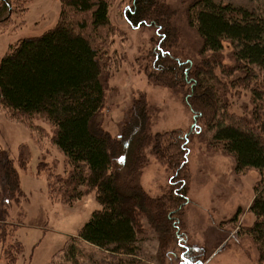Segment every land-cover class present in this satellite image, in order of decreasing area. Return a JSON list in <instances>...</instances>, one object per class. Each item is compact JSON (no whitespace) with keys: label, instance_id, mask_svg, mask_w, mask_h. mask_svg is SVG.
I'll return each mask as SVG.
<instances>
[{"label":"trees","instance_id":"1","mask_svg":"<svg viewBox=\"0 0 264 264\" xmlns=\"http://www.w3.org/2000/svg\"><path fill=\"white\" fill-rule=\"evenodd\" d=\"M8 2L0 0V19L9 12ZM109 8L110 0H63L57 26L41 37L20 40L0 63V106L20 119L40 117L51 122L56 127L54 143L72 167L64 178L54 177L50 193L56 195L57 182L58 201L72 206L87 188L96 191L101 204L102 209L93 213L78 237L67 243L68 261L82 264L78 242L135 256L138 235L145 231L139 226L141 216L150 220L160 236L182 240L183 219L191 202L190 144L198 132L208 133L212 147L232 155L238 172L260 173L250 207L255 221L248 233L264 261V0L241 4L198 0L193 4L191 24L203 40L202 56L208 58L200 64L174 54L178 30L170 24L171 10L164 3L132 0L124 10L133 28H156L155 49L149 51L146 65L149 78L183 90L194 117L190 129L154 137L155 153L172 172L170 187L159 198H152L136 182L139 169L148 162L145 147L153 139L148 133L146 101L135 102L122 139L113 138L96 122L105 101L100 52L108 50L113 32ZM70 15L82 18L73 23ZM89 27L100 37L101 49L83 35ZM226 45L232 49L231 66L225 65L222 56ZM240 87L250 89L252 97L253 109L246 117L237 113ZM133 135L134 147L126 142ZM124 154L125 171L121 172L117 160ZM0 163L6 184L3 194L8 197L20 190V175L1 151ZM5 234L6 225L0 239ZM187 249L179 264H199L200 251L195 246ZM4 251L8 264H16L23 245L15 242Z\"/></svg>","mask_w":264,"mask_h":264},{"label":"rangeland","instance_id":"2","mask_svg":"<svg viewBox=\"0 0 264 264\" xmlns=\"http://www.w3.org/2000/svg\"><path fill=\"white\" fill-rule=\"evenodd\" d=\"M62 1L18 0L16 3L9 0L12 7L0 19V63L20 40L41 37L55 28ZM159 1L171 10L168 20L178 30L174 54L194 64L208 59L202 56L204 43L190 19L189 10L198 0ZM216 1L224 4L244 2ZM131 2L110 0L109 19L113 32L108 50L100 52L105 101L96 122L113 138L122 139L135 102L146 101L148 133L153 139L145 147L148 162L139 169L136 182L152 198H159L168 191L172 172L165 160L155 153L154 137L188 130L193 126L194 117L184 102L183 90L158 85L149 78L146 65L149 51L155 49L156 28L131 26L123 15ZM81 18L69 16L73 23ZM83 35L101 49L100 37L90 27ZM231 51L226 45L222 53L227 66L233 64ZM237 94V113L246 117L253 109L250 89L240 87ZM55 133L56 127L46 119H20L0 106V151L13 161L21 180V188L14 195L3 194L6 184L0 163V238L6 225V234L0 239V264H8L4 250L15 242L23 245L16 264H71L64 251L67 243L72 237H78L95 211L102 209L94 190L83 188L84 195L72 206L58 201L57 182L54 183L56 195L50 193L54 177L64 178L72 170L67 156L54 143ZM126 142L132 147L137 145L134 135ZM122 156L124 161L121 162L120 156L117 165L118 170L124 172L126 155ZM189 168L191 202L183 219L182 240L160 236L150 220L141 216L139 226L145 231L138 235L135 256L117 255L78 242L81 263L179 264L187 248L195 246L201 254L199 264H264L248 233L255 221L250 207L260 173L256 170L238 172L234 157L212 147L206 132H198L190 144Z\"/></svg>","mask_w":264,"mask_h":264},{"label":"snow or ice","instance_id":"3","mask_svg":"<svg viewBox=\"0 0 264 264\" xmlns=\"http://www.w3.org/2000/svg\"><path fill=\"white\" fill-rule=\"evenodd\" d=\"M124 159H125V158H124L123 156L120 157L121 162H123Z\"/></svg>","mask_w":264,"mask_h":264},{"label":"water","instance_id":"4","mask_svg":"<svg viewBox=\"0 0 264 264\" xmlns=\"http://www.w3.org/2000/svg\"><path fill=\"white\" fill-rule=\"evenodd\" d=\"M9 5V7H11V5L10 4H8Z\"/></svg>","mask_w":264,"mask_h":264},{"label":"flooded vegetation","instance_id":"5","mask_svg":"<svg viewBox=\"0 0 264 264\" xmlns=\"http://www.w3.org/2000/svg\"><path fill=\"white\" fill-rule=\"evenodd\" d=\"M5 20V19H4Z\"/></svg>","mask_w":264,"mask_h":264}]
</instances>
